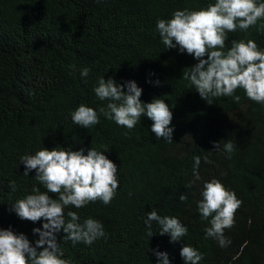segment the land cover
<instances>
[{
    "label": "trees",
    "instance_id": "trees-1",
    "mask_svg": "<svg viewBox=\"0 0 264 264\" xmlns=\"http://www.w3.org/2000/svg\"><path fill=\"white\" fill-rule=\"evenodd\" d=\"M212 2L0 0V228L23 233L29 241L38 238L31 229L40 228V220H21L10 211L9 203L31 194L33 187L45 191L32 178L34 170L21 175L19 157L40 147L75 151L103 145L108 148L103 154L117 167L114 197L107 205L97 200L79 209L69 205L64 212L66 221L69 211L80 222L86 217L100 221L106 237L73 244L61 231L56 234L61 258L71 264H156L152 250H157L168 254L170 264H183L179 249L187 244L202 253L199 264H264V105L239 88L234 93L238 102L221 96L206 103L181 78L196 61L164 49L155 30L157 18H170L173 10ZM231 40H253L264 48V30L237 29L228 34L225 47ZM81 67L90 69L86 82L79 76ZM100 76L121 84L134 81L142 89V102L164 99L172 113L173 143L157 139L143 116L130 130L99 112L95 126L73 124L70 113L78 105L102 106L92 91ZM225 140L234 145L230 159L213 149V142L223 145ZM193 156L201 157V180L190 185ZM212 178L241 201L233 225L224 230L230 241L225 247L204 237L208 222L196 208L202 183ZM9 181L15 182V192ZM151 210L177 217L187 235L170 243L167 234L155 233L153 221V235L147 238L143 219Z\"/></svg>",
    "mask_w": 264,
    "mask_h": 264
},
{
    "label": "clouds",
    "instance_id": "clouds-1",
    "mask_svg": "<svg viewBox=\"0 0 264 264\" xmlns=\"http://www.w3.org/2000/svg\"><path fill=\"white\" fill-rule=\"evenodd\" d=\"M260 21V23H258ZM255 26L256 31L264 30V0H213L206 7L198 9H176L170 18H157L155 30L164 49L174 48L177 52L189 54L196 61L181 78L188 81L199 97L208 104L216 97H231L238 102L236 89H242L251 101L264 105V48H259L253 40H231L225 47L229 33L237 29L246 31ZM75 70L74 65L69 66ZM90 69L81 67L79 76L86 82ZM158 83V81H153ZM123 89V90H122ZM96 99L103 102L97 109L78 105L71 113L70 120L80 128L87 129L99 123V116L112 120L117 126L132 129L143 116L151 121L149 130L157 139L172 142L173 127L170 106L164 99L153 98L142 102V89L132 80L117 83L111 77H97L92 88ZM214 151H222L231 158L234 145L225 140L223 145L213 142ZM103 150V151H102ZM103 145L96 148L71 150L57 145L51 150L40 147L32 154L19 157L28 177L34 170V178L43 185L45 191L33 187L31 194L10 204V211L19 219L35 223L41 221L40 228H32L35 238L32 241L23 233H13L10 229L0 228V264H71L63 259L57 243L56 234L63 232L73 244L85 245L106 237L100 221L86 217L80 222L75 211L64 209L71 205L79 209L89 202L99 200L107 205L118 188L117 167L104 154ZM212 152V151H209ZM204 162L208 159L205 156ZM192 180L189 184L201 180L198 168L201 157L192 158ZM9 189L15 192V182L9 181ZM49 193L56 194L55 198ZM200 197L196 201L197 212L201 220H207L204 237L213 238L218 246L225 247L229 240L224 230L234 223V213L241 201L235 193L226 189L216 178L202 183ZM183 201L186 196L178 197ZM158 225L160 235L167 234L169 242H179L187 235V228L175 216H161L156 210L145 213L143 224L146 237L153 235L152 222ZM157 258L156 264H170L168 254L152 250ZM183 264H199L202 253L191 245L183 244L179 249Z\"/></svg>",
    "mask_w": 264,
    "mask_h": 264
}]
</instances>
